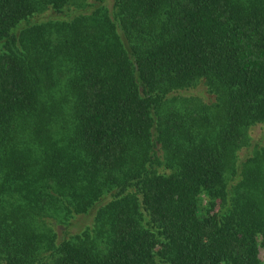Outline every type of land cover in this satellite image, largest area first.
I'll use <instances>...</instances> for the list:
<instances>
[{"label":"trees","instance_id":"1","mask_svg":"<svg viewBox=\"0 0 264 264\" xmlns=\"http://www.w3.org/2000/svg\"><path fill=\"white\" fill-rule=\"evenodd\" d=\"M85 2L0 0V264H262L264 0Z\"/></svg>","mask_w":264,"mask_h":264},{"label":"rangeland","instance_id":"2","mask_svg":"<svg viewBox=\"0 0 264 264\" xmlns=\"http://www.w3.org/2000/svg\"><path fill=\"white\" fill-rule=\"evenodd\" d=\"M83 0H80V2H82ZM86 1L85 3L90 4V2H93L95 0H84ZM106 5L109 6V1L110 0H104ZM89 2V3H88ZM37 19H43V20H46V19H51L52 17L50 16V12L47 10V11H44L43 13L41 14H38L37 15ZM195 94H198L197 96L202 100V101H207L209 99V97L205 94V92L203 91V88L202 86H197V88L193 91ZM193 92H191L193 95H195ZM258 133H259V130L256 128H253L249 131V134L250 136H252L253 139H256V137L258 136ZM241 153V150L238 152L239 155ZM79 217V216H78ZM78 217H76V219H74L75 223H73L72 225H70L68 228L70 231H74V230H77L79 229L84 222H78ZM72 219V220H73ZM85 222H87V220H85ZM57 229H60V227H57ZM258 257L261 261L262 264H264V248L262 247H259L258 248Z\"/></svg>","mask_w":264,"mask_h":264}]
</instances>
